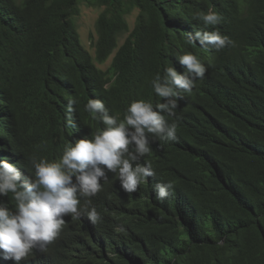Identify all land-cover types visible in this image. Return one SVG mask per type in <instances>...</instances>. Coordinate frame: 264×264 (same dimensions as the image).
Listing matches in <instances>:
<instances>
[{"label":"trees","instance_id":"1","mask_svg":"<svg viewBox=\"0 0 264 264\" xmlns=\"http://www.w3.org/2000/svg\"><path fill=\"white\" fill-rule=\"evenodd\" d=\"M84 4L101 9L94 52L76 24ZM208 10L221 22L205 28L198 14ZM201 29L233 43L205 51L189 39ZM188 52L207 70L181 93L177 139L151 142L139 161L156 176L129 194L109 171L90 198L101 221L66 216L47 252L20 264H264V0H0V159L25 176L33 157L58 161L105 127L88 99L120 120L134 100L155 108L151 81L166 67L182 73L176 58ZM168 181L173 194L161 201L154 185ZM0 200L14 210L11 193Z\"/></svg>","mask_w":264,"mask_h":264},{"label":"clouds","instance_id":"2","mask_svg":"<svg viewBox=\"0 0 264 264\" xmlns=\"http://www.w3.org/2000/svg\"><path fill=\"white\" fill-rule=\"evenodd\" d=\"M198 19L205 28L221 22L220 15L212 10L198 14ZM189 39L198 42L205 51H220L233 43L219 30H195ZM176 61L184 69L182 73L175 67H166L163 76L157 74L151 81L154 92L162 100L155 108L149 101L134 100L120 120L109 113L102 100L88 99L85 111L105 127L91 132V138L68 144L58 161H37L33 157L34 173L25 176L17 165L0 159V197L11 193L15 201L13 210L7 201L0 200L3 259L20 264L34 249L46 253L59 237L66 216L77 219L83 212L93 224L99 223L101 216L90 198L101 191V181L108 179L109 171L117 175L121 189L129 194L136 193L145 180L156 176L150 163L139 161L151 152V142L177 139L175 120L179 101L184 99L181 93L190 94L195 81L202 79L207 70L191 52L179 55ZM76 103L75 99L67 101L69 117ZM169 118L174 119L170 122ZM68 123H72L70 118ZM173 188L172 181L157 182L153 191L163 201L173 194ZM80 198H85L83 207Z\"/></svg>","mask_w":264,"mask_h":264},{"label":"rangeland","instance_id":"3","mask_svg":"<svg viewBox=\"0 0 264 264\" xmlns=\"http://www.w3.org/2000/svg\"><path fill=\"white\" fill-rule=\"evenodd\" d=\"M100 8L93 7L89 5H82L80 14L76 17V24L84 45L89 48L92 52H94V47L92 46V37H97L96 31V20L100 12ZM137 11L132 13L129 17V23L131 28H133L135 19H136ZM113 56V55H112ZM110 57L107 62L100 65L102 68L107 69L112 62V58Z\"/></svg>","mask_w":264,"mask_h":264}]
</instances>
